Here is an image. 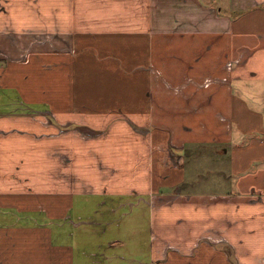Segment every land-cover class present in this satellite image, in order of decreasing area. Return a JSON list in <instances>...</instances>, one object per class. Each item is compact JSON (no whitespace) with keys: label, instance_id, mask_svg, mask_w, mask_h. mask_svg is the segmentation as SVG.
Wrapping results in <instances>:
<instances>
[{"label":"crops","instance_id":"crops-1","mask_svg":"<svg viewBox=\"0 0 264 264\" xmlns=\"http://www.w3.org/2000/svg\"><path fill=\"white\" fill-rule=\"evenodd\" d=\"M0 264H264V0H0Z\"/></svg>","mask_w":264,"mask_h":264},{"label":"rangeland","instance_id":"rangeland-1","mask_svg":"<svg viewBox=\"0 0 264 264\" xmlns=\"http://www.w3.org/2000/svg\"><path fill=\"white\" fill-rule=\"evenodd\" d=\"M206 153H203L202 155L200 154L197 158L198 160H195L196 157H190V160L186 162V167L189 169L191 175L193 174V172H196L197 170H199V172H202L203 175H206V174H209V172H211V175H215V170H209V172L206 170L205 168V165H212L214 168H217L218 165H214V162L218 161L216 158H214L211 154H208L205 155ZM192 158V159H191ZM181 161L177 162L176 164H173L175 167H179L180 168V164ZM208 176V175H207ZM204 177L203 179L206 180L208 177ZM211 179H214L212 177H210ZM209 185H207L206 187L204 186H198V187H195L194 189H205V188H213V187H208Z\"/></svg>","mask_w":264,"mask_h":264},{"label":"trees","instance_id":"trees-1","mask_svg":"<svg viewBox=\"0 0 264 264\" xmlns=\"http://www.w3.org/2000/svg\"><path fill=\"white\" fill-rule=\"evenodd\" d=\"M221 14V13H220Z\"/></svg>","mask_w":264,"mask_h":264}]
</instances>
